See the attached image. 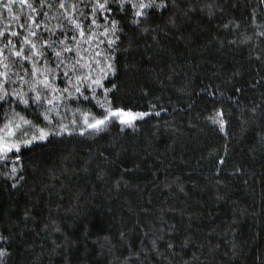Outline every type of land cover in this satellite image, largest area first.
<instances>
[{
	"label": "trees",
	"instance_id": "trees-1",
	"mask_svg": "<svg viewBox=\"0 0 264 264\" xmlns=\"http://www.w3.org/2000/svg\"><path fill=\"white\" fill-rule=\"evenodd\" d=\"M113 15L115 71L86 45L83 72L103 87L58 101L46 128L76 130L0 158V264H264V4L173 0L139 26ZM8 19L0 8V27ZM36 79L12 75L8 91L27 95ZM105 88L113 106L148 115L88 130L81 113L104 111ZM24 108L0 107V136L13 111L39 123L43 109Z\"/></svg>",
	"mask_w": 264,
	"mask_h": 264
},
{
	"label": "snow or ice",
	"instance_id": "snow-or-ice-1",
	"mask_svg": "<svg viewBox=\"0 0 264 264\" xmlns=\"http://www.w3.org/2000/svg\"><path fill=\"white\" fill-rule=\"evenodd\" d=\"M17 2L21 5L22 16H17L13 12ZM170 2L173 0H0V8L7 11L9 17L8 23L0 27V58H2L0 59V107L3 104L15 103L17 107L24 105L26 112L31 107L43 109L37 114L36 119L39 123L36 124L13 111V117L5 128L6 135L0 136V153L3 154L0 158L13 153L14 159L19 161L22 146L31 145L34 140H45L50 135H59L60 132L75 131L76 129H69L62 122H58L54 129L46 131V128L52 123V111L53 108H58V101L72 99L74 94L76 99L83 97V100L87 101L89 97L84 95L82 87L85 91L90 90L93 97L95 89L92 85L103 87L101 79H93L91 72L88 74L83 72V68H91V64L86 60L88 51L86 45L93 49L94 55L91 59H94L97 65L103 58L109 60L105 67L100 69L102 74L106 75L107 71L114 72L111 50L119 39L116 33L122 31V28L119 27L120 22L113 14L115 12L121 15L128 14L131 17L130 23L139 26L149 14L167 11ZM260 2L264 4V0ZM81 7L88 11L81 12ZM53 8L60 12L59 16L50 14ZM24 9L27 11L24 12ZM52 21L55 23L53 24ZM169 22L173 21L170 19ZM12 23L23 32L12 28ZM101 23L106 25L102 33L104 39L97 35ZM42 32L48 34L47 39L42 37ZM260 35L264 36V32ZM100 44H104L108 50L107 56L105 51L99 49ZM6 51L9 53L8 56L4 55ZM49 54L52 59H49ZM25 63L30 67H25ZM61 70L64 79L68 82L63 88H59L55 83L56 73ZM12 75H15L19 82L24 81L25 75L37 78L29 94L8 91L7 84ZM85 81L88 83L85 84ZM112 87L115 88V85ZM108 92L109 89L105 88L103 104L99 105L104 111L98 115L90 110L81 113L83 123L88 130L99 132L109 123L117 120L121 125L132 126L137 117L148 115L145 112H133L131 109L113 106L107 96ZM220 117L222 113H218V118L223 131L225 122ZM72 123L76 124V121L73 120ZM41 124L44 126L42 127ZM24 125L31 130V138H26L29 133L24 130ZM85 131L84 126L79 127L81 134ZM16 171L13 167L11 175L15 176ZM4 251L0 249V255H3Z\"/></svg>",
	"mask_w": 264,
	"mask_h": 264
}]
</instances>
